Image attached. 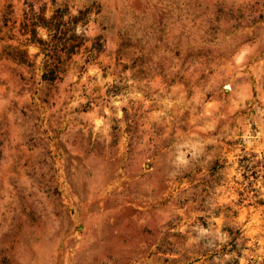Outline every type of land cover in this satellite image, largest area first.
Masks as SVG:
<instances>
[{
    "label": "rangeland",
    "instance_id": "rangeland-1",
    "mask_svg": "<svg viewBox=\"0 0 264 264\" xmlns=\"http://www.w3.org/2000/svg\"><path fill=\"white\" fill-rule=\"evenodd\" d=\"M0 264H264V0H0Z\"/></svg>",
    "mask_w": 264,
    "mask_h": 264
}]
</instances>
